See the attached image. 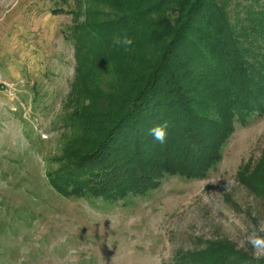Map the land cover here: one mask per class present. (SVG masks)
<instances>
[{
  "label": "rangeland",
  "instance_id": "rangeland-1",
  "mask_svg": "<svg viewBox=\"0 0 264 264\" xmlns=\"http://www.w3.org/2000/svg\"><path fill=\"white\" fill-rule=\"evenodd\" d=\"M110 10L94 0H0V75L10 86L0 85V264H179L214 241L263 258L253 241L264 245V196L247 182L264 158V116L235 126L205 179L169 177L118 205L50 186L47 172L81 155L89 137L69 126L91 102L85 91L119 79L107 66L77 72V28L86 39L85 25Z\"/></svg>",
  "mask_w": 264,
  "mask_h": 264
},
{
  "label": "trees",
  "instance_id": "trees-1",
  "mask_svg": "<svg viewBox=\"0 0 264 264\" xmlns=\"http://www.w3.org/2000/svg\"><path fill=\"white\" fill-rule=\"evenodd\" d=\"M94 2L111 9L101 13L110 19L86 24V39L77 28V72L107 66L119 79L113 90L85 91L91 102L69 116V126L89 137L81 155L47 172L50 186L66 199L118 205L149 195L169 177L207 178L235 126L264 116V0ZM115 37L132 45L116 46ZM163 125L167 139L160 144L149 130ZM247 185L264 196V158ZM181 259L264 264L228 241Z\"/></svg>",
  "mask_w": 264,
  "mask_h": 264
},
{
  "label": "clouds",
  "instance_id": "clouds-1",
  "mask_svg": "<svg viewBox=\"0 0 264 264\" xmlns=\"http://www.w3.org/2000/svg\"><path fill=\"white\" fill-rule=\"evenodd\" d=\"M113 43L116 46H121V47H130L132 45V40L130 38H119V37H115L113 39ZM167 126L163 125V126H157L155 128H152L149 130V135L152 136V138L154 139V141L160 143V144H164L166 142L167 139V130H166ZM254 246L260 249H264V245H260L259 242L257 241H253Z\"/></svg>",
  "mask_w": 264,
  "mask_h": 264
},
{
  "label": "built area",
  "instance_id": "built-area-1",
  "mask_svg": "<svg viewBox=\"0 0 264 264\" xmlns=\"http://www.w3.org/2000/svg\"><path fill=\"white\" fill-rule=\"evenodd\" d=\"M0 85L2 87V89H7L6 86L9 88L10 86L7 85L4 81H3V77L0 75Z\"/></svg>",
  "mask_w": 264,
  "mask_h": 264
}]
</instances>
